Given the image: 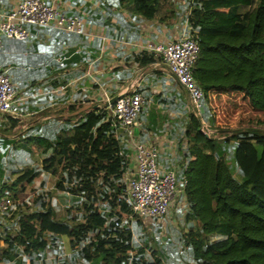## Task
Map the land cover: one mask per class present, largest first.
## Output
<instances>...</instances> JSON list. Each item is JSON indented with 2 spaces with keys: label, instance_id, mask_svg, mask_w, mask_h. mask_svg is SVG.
Wrapping results in <instances>:
<instances>
[{
  "label": "trees",
  "instance_id": "trees-1",
  "mask_svg": "<svg viewBox=\"0 0 264 264\" xmlns=\"http://www.w3.org/2000/svg\"><path fill=\"white\" fill-rule=\"evenodd\" d=\"M186 1L187 30L181 33L198 40L193 75L205 100L210 91L220 94L229 89L209 80L213 62L233 72H264V0ZM115 4L144 20L164 21L178 15L176 7L168 8L167 0H115ZM131 59L162 62L146 50L131 54ZM186 116L183 137L189 161L181 174L187 180L182 193L188 208L185 218L196 223L182 236L185 262L167 263L156 254L149 260L144 248L130 253L134 249L132 227L140 224V219L126 200L128 159L122 138L112 134L105 104L73 123L66 122L70 125L56 134L55 141L43 136L21 139H25L21 145L30 143L47 158L41 167L37 164L16 170L14 179L9 176L0 184V198L9 195L14 202L13 209L0 216L15 218L18 223L13 234L6 227L0 232V243L11 249L22 245L24 253L31 254L65 235L73 253L63 264H77L79 259L91 264H264V232L254 234L251 231L256 229L248 230L247 226L249 213L258 219L264 214V130L237 128L218 136L207 135L191 108ZM14 126L11 123V128ZM0 129L6 130L2 124ZM219 163L229 173L238 171L242 193L238 189L223 193L226 186L217 177ZM43 171L63 192L76 198L65 210V220L56 218L51 200L42 201L44 194L31 187ZM242 194L247 195L246 204L240 205L242 210L233 208L232 199H244ZM209 235L223 238L212 241ZM6 253L4 250L2 255Z\"/></svg>",
  "mask_w": 264,
  "mask_h": 264
},
{
  "label": "crops",
  "instance_id": "crops-1",
  "mask_svg": "<svg viewBox=\"0 0 264 264\" xmlns=\"http://www.w3.org/2000/svg\"><path fill=\"white\" fill-rule=\"evenodd\" d=\"M21 1L0 0V11H10ZM48 1L68 15H80L84 33H70L55 26L26 25L29 32L26 40L2 39L0 70H8L17 96L11 112L0 114V125L8 132L2 134L0 129V137H7L13 147L30 137L43 136L55 141L56 134L70 125L66 122L73 123L86 112L102 107L107 96L124 92L135 83L144 105L133 127L134 141L153 144L157 159L159 156L164 162L174 157L177 148H183L186 115L191 108L189 96L160 61L139 63L131 59V54L143 50L141 45L149 41L177 39L185 27L177 26L173 18L156 21L133 17L118 8L115 0ZM11 123H15L12 128ZM141 135L144 139L136 138ZM120 138L128 159L124 174L127 182L137 170L135 142L124 130ZM22 147L23 166L16 165L15 171L37 165L40 156L41 162L47 157L30 143ZM158 165L163 170L171 169L162 161ZM46 175L51 176L43 171L32 189L41 179L39 186L44 187L41 188L44 194Z\"/></svg>",
  "mask_w": 264,
  "mask_h": 264
},
{
  "label": "rangeland",
  "instance_id": "rangeland-1",
  "mask_svg": "<svg viewBox=\"0 0 264 264\" xmlns=\"http://www.w3.org/2000/svg\"><path fill=\"white\" fill-rule=\"evenodd\" d=\"M186 0H167L168 8L176 7L178 15L173 18L176 21V25L179 27H185L187 30V23L185 15L187 10L184 7ZM184 19V20H183ZM264 25V22L262 23ZM117 32L119 29L117 28ZM163 66H166L163 62L160 61ZM212 69V74L210 75L209 80L215 84H220L224 88H229L223 93L215 94L213 92H208L207 100L204 105V118L202 122V130H206L209 135L218 136L221 133L226 131L234 130L237 128H258L264 130V72H233L226 70L220 63L213 62V65H210ZM12 81V80H11ZM4 134V132L2 133ZM24 134V133H23ZM29 134V132H25ZM139 137V136H138ZM144 139L141 135V138ZM182 140V139H181ZM21 143H16L15 147L12 146L11 142L7 137H0V184L3 181H8L9 176L11 179H14L15 176V167H21L22 156H23V147ZM186 145L185 139L181 144V148H177L176 155L164 160H160L159 156L158 161H162L166 167L173 169L177 174V180L181 183V174L183 168H186L188 159L186 157ZM47 158V157H43ZM41 159V156L39 160ZM38 160V164L41 165L42 162ZM216 165V164H215ZM228 168V167H227ZM161 169V167H160ZM47 174V173H45ZM217 177L223 186H226L224 194L229 193L230 189H238L240 174L238 171H227L224 164H218ZM39 179L34 183V188L37 189V192H42ZM45 182V189L42 201L52 200L53 208L56 212V218L58 219H67L66 209L71 206L74 199L76 198L70 193L66 194L58 186L53 184V178L46 175L43 178ZM187 185V184H186ZM185 185V187H186ZM181 187V184L178 185ZM241 192V191H240ZM242 193V192H241ZM241 196V195H240ZM242 198L232 199L231 206L233 208H240V205H245V198L247 195L242 194ZM224 200H227V197L224 196ZM22 210L25 209L22 207ZM30 211V210H28ZM74 209L72 213H74ZM188 208L184 195L181 192L177 193V196L174 200L173 206L170 207L168 213L161 219L155 220L152 217L147 218L144 222L140 218V224L133 225V245L134 249L130 253L134 252L138 248H144L146 250V257L149 260L154 258L153 254H156L157 257L162 258L167 263L175 262H185L184 255V243L182 240L183 234H186L190 226L196 223L195 219H186ZM214 215L212 214V217ZM7 217V219H6ZM138 218V216H136ZM234 218L232 217L231 220ZM15 218L8 219V216H0V232L2 233L5 227L10 230L11 234L17 229L18 223L15 221ZM135 222V220H133ZM248 230L256 229L251 231L256 234L259 232H264V214L261 219L253 217L251 213L248 214L247 221ZM5 231V230H4ZM16 232V231H15ZM195 240L197 239V234L192 233L191 235ZM210 240H219L222 239V236L209 235ZM193 239V240H194ZM69 240L65 235H60L55 243L45 246L43 249L32 252L31 254L24 253V248L22 245L16 246V248L11 249L4 242L0 243V264H28L30 261L29 258H32L35 261V264H63L67 259L69 254L73 252L69 246ZM7 251L6 254L2 255L3 251ZM11 252H15L18 255H11ZM10 255V258L8 257ZM37 255H41V258H36ZM83 260H78L77 264H91L90 262L82 263Z\"/></svg>",
  "mask_w": 264,
  "mask_h": 264
},
{
  "label": "built area",
  "instance_id": "built-area-1",
  "mask_svg": "<svg viewBox=\"0 0 264 264\" xmlns=\"http://www.w3.org/2000/svg\"><path fill=\"white\" fill-rule=\"evenodd\" d=\"M26 25L36 27L55 26L70 33H84V21L80 15H68L48 0H22L10 11H0V51L2 39L26 40L29 32ZM143 50L153 53L175 74L179 84L187 92L192 111L201 122L204 118L205 94L193 75V67L199 54L198 40L191 34L181 33L176 40L169 42H146ZM107 107V119L111 123L112 134L120 138L125 135L134 141L133 127L144 105V98L135 88V83ZM17 96V90L11 81L8 70H0V114L11 112ZM107 96L106 100L109 102ZM208 105V104H207ZM120 133L118 137V133ZM207 135L209 133L203 129ZM135 142V160L137 180L129 179L126 187V200L132 213L143 222L152 217L161 220L173 206L178 192L185 187L187 180L183 176L181 183L173 169H160L157 163V149L148 142ZM181 184V187L178 185ZM14 202L9 195L0 198V215L13 209Z\"/></svg>",
  "mask_w": 264,
  "mask_h": 264
},
{
  "label": "water",
  "instance_id": "water-1",
  "mask_svg": "<svg viewBox=\"0 0 264 264\" xmlns=\"http://www.w3.org/2000/svg\"><path fill=\"white\" fill-rule=\"evenodd\" d=\"M173 75V77L178 81V78L175 76V74L171 73ZM179 82V81H178ZM121 94H116L113 97L110 98L109 102H105V106L111 105L115 102V100L120 97ZM134 180H137V174H135V176L132 177Z\"/></svg>",
  "mask_w": 264,
  "mask_h": 264
}]
</instances>
